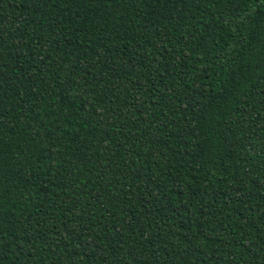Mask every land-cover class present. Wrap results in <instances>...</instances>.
Wrapping results in <instances>:
<instances>
[{
  "label": "trees",
  "instance_id": "16d2710c",
  "mask_svg": "<svg viewBox=\"0 0 264 264\" xmlns=\"http://www.w3.org/2000/svg\"><path fill=\"white\" fill-rule=\"evenodd\" d=\"M0 264H264V0H0Z\"/></svg>",
  "mask_w": 264,
  "mask_h": 264
}]
</instances>
